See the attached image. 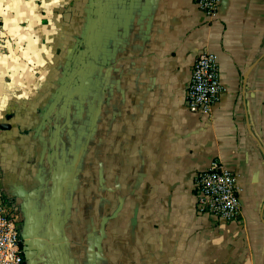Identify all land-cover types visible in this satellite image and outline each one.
<instances>
[{"label":"crops","instance_id":"obj_1","mask_svg":"<svg viewBox=\"0 0 264 264\" xmlns=\"http://www.w3.org/2000/svg\"><path fill=\"white\" fill-rule=\"evenodd\" d=\"M0 193L26 264H264V0H0ZM218 56L210 116L185 94ZM241 175L238 221L197 210L194 176Z\"/></svg>","mask_w":264,"mask_h":264},{"label":"built area","instance_id":"obj_2","mask_svg":"<svg viewBox=\"0 0 264 264\" xmlns=\"http://www.w3.org/2000/svg\"><path fill=\"white\" fill-rule=\"evenodd\" d=\"M222 0H194V4L209 21L219 15ZM4 24L0 18V40ZM222 82L218 56L201 52L193 62L185 94L186 108L192 113L210 116L222 100ZM197 210L216 220L235 222L241 215V175L233 169L215 163L210 169L194 176ZM0 264H26L21 216L16 201L0 193Z\"/></svg>","mask_w":264,"mask_h":264},{"label":"rangeland","instance_id":"obj_3","mask_svg":"<svg viewBox=\"0 0 264 264\" xmlns=\"http://www.w3.org/2000/svg\"><path fill=\"white\" fill-rule=\"evenodd\" d=\"M3 40H6L5 36H2L1 40H0V53L7 54L9 52H8V49L6 48V44Z\"/></svg>","mask_w":264,"mask_h":264}]
</instances>
